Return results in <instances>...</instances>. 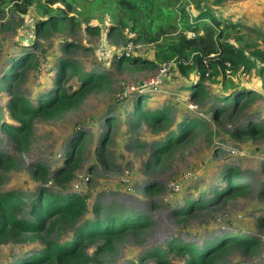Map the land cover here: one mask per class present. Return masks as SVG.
Listing matches in <instances>:
<instances>
[{"label": "rangeland", "instance_id": "1", "mask_svg": "<svg viewBox=\"0 0 264 264\" xmlns=\"http://www.w3.org/2000/svg\"><path fill=\"white\" fill-rule=\"evenodd\" d=\"M221 1L235 4L228 11L234 18L258 25V31L248 29L254 37L258 38L259 31L264 33V0ZM191 12L197 13L192 7ZM92 15L81 16L82 25L73 37L79 47L71 51L70 57L85 71L106 73L108 83L104 88L89 92L78 106L57 117L35 116L27 120L31 132L26 137L25 130L12 128L10 133L5 130V125H22L21 119H15L9 109L13 93L37 103L39 97L51 91L57 58L65 54L61 42L72 36L68 30L39 39L33 50L39 56V65L25 70L20 78L12 80L11 86L0 85V153L8 158L0 166L1 190H19L27 199L39 186L53 193H78L88 197L90 214L98 202L119 208L125 214L143 215L148 220L140 231L117 236L110 250L95 255L88 264H158L150 253L155 248L166 251L169 241L202 247L205 242L225 235L244 236L253 239V243L247 251L239 247L228 249L216 264H264V137L260 134L248 137L242 132L249 123L264 129V86L260 76L255 71L233 76L239 87L262 94L245 106L230 105L214 118L213 110L221 107V103L214 105L209 98L194 103L188 96L185 87L195 83L193 74L186 79L171 65L162 77L160 68L142 61L118 65L123 49L126 55L127 32L113 31L111 35V17L102 11ZM37 18L35 9L26 15L0 9V79L10 63L9 56L20 54L28 49L29 40L37 39L34 35ZM88 18L92 25L101 27V34L87 29ZM134 45L130 56L151 58L148 56L151 45L136 42ZM159 77L161 82L156 85ZM78 86L76 77L66 84L68 89ZM214 88L216 93L221 90L219 85ZM136 91L150 96L144 102L145 108L169 107L172 113L169 127H149L144 122L137 127L130 122ZM180 116L199 117L207 125L195 137L161 154L153 165L155 142L164 140L177 128ZM108 117H115L116 123H108ZM81 133L84 147L72 160L76 165L71 178L58 180L57 169L72 166L65 163L66 153L71 141ZM106 133L108 137L102 142ZM37 165L48 167V175H39L36 180L32 173ZM228 169L236 170L235 181L246 190L233 189L218 198L215 189L226 186L223 174ZM149 185L155 187L145 190ZM200 198V205L189 212L187 203ZM28 236L2 243L0 263L13 262L43 248L42 240L27 239ZM51 238L64 240L69 234L56 229ZM99 245L91 244L87 252L94 255ZM170 259L174 264L185 263L173 254Z\"/></svg>", "mask_w": 264, "mask_h": 264}, {"label": "trees", "instance_id": "2", "mask_svg": "<svg viewBox=\"0 0 264 264\" xmlns=\"http://www.w3.org/2000/svg\"><path fill=\"white\" fill-rule=\"evenodd\" d=\"M78 7L81 10L78 11ZM191 7L197 11L196 14L191 12ZM233 7L234 3L221 0H0V9H8L12 14L26 15L31 9H35L38 15L34 29L37 39L29 40L28 49L20 54L9 56L10 63L1 73L0 85L11 86L13 79L20 78L25 70L39 65V56L33 51L39 39L65 33L67 30L72 35L61 42L65 54L57 58L56 77L52 80L51 91L39 97L37 103L18 92L13 93L9 109L15 119H21L22 125H5V130L8 133L12 128L23 132L25 130L26 137L31 132L30 122L27 120L35 116L57 117L78 106L89 92L107 85L106 73L97 70L85 71L70 57L71 51L79 47L73 37L82 25L81 16L92 17V13L98 11L112 19L109 34L112 35L113 31H126L128 42L152 46V52L148 54L151 58L148 59H143L141 55L126 56L123 49L118 65L142 61L160 68L164 63H174L182 77L188 79L192 74L196 77L195 83L185 87L194 103H201L209 98L214 105L222 104L213 110L214 118L230 105L249 104L262 92L239 87L233 76L255 71L264 86V33L259 31L258 38L254 37L250 31H258V25L247 19L234 18L233 14L228 13ZM88 19L87 29L101 34V27L92 25L90 18ZM73 77L78 79L80 86L68 89L66 84ZM215 85L221 87L219 93L215 92ZM136 93L132 97L130 122L137 127L142 122L149 127H169L172 121L169 107L145 108L144 102L150 96L139 91ZM179 118L177 128L170 131L164 140L155 142L153 165L160 160L161 154L170 152L174 146L195 137L196 132L207 125L206 120L199 117ZM107 121L115 124L116 118L108 117ZM249 124L242 131L245 136L260 134L264 137V129ZM83 136L84 133H81L71 141L66 153L67 165L72 164L77 153L82 151ZM107 137L108 133L104 135L102 142ZM79 138L80 143H76ZM7 161L8 158L0 153V166ZM75 165L73 163L72 166L58 168L55 173L57 179L68 181ZM47 173L48 167L37 165L32 174L37 180L39 175L46 176ZM236 174L234 169L224 172L226 186H218L215 196L220 198L238 188L246 190L244 185L235 181ZM152 187L155 186L149 185L145 190L150 191ZM201 200L202 198L187 203L189 212L200 205ZM147 222L143 215L125 214L119 208L103 206L98 202L94 204L90 214L88 197L78 193H53L48 188L39 186L30 199H27L26 194L19 190L2 191L0 188V245L8 239H21L26 235H29L27 239H40L44 244L43 248L33 250L30 254L6 264H88L95 255L110 250L111 242L117 236L126 235L128 231H140ZM56 229L69 234V238L52 239L51 235ZM100 241L104 245H99ZM251 243L253 239L235 235H225L205 242L202 247L172 240L167 244L166 251L155 248L150 254L157 258L158 264H174L170 259L171 254L185 261L183 264H216L217 259L228 249L239 247L247 251ZM91 244L99 245L94 255L87 252Z\"/></svg>", "mask_w": 264, "mask_h": 264}, {"label": "built area", "instance_id": "3", "mask_svg": "<svg viewBox=\"0 0 264 264\" xmlns=\"http://www.w3.org/2000/svg\"><path fill=\"white\" fill-rule=\"evenodd\" d=\"M135 48L134 42L133 41H129L127 43V47H126V56H130L133 52ZM174 63L170 62V63H164L160 69H161V76L163 77L164 75L167 74V71L170 69L171 65H173ZM161 82L160 77L158 80H156V85L159 84Z\"/></svg>", "mask_w": 264, "mask_h": 264}]
</instances>
